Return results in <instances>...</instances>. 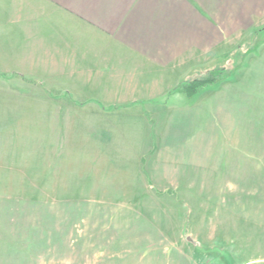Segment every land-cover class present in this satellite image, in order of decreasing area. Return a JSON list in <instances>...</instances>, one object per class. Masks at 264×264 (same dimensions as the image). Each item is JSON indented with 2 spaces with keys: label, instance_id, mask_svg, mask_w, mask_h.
<instances>
[{
  "label": "rangeland",
  "instance_id": "374dc122",
  "mask_svg": "<svg viewBox=\"0 0 264 264\" xmlns=\"http://www.w3.org/2000/svg\"><path fill=\"white\" fill-rule=\"evenodd\" d=\"M258 5H236L235 43L161 101H120L91 65L59 94L24 78L23 101L5 102L0 84V240H25L0 241V264H264ZM210 75L223 79L181 92Z\"/></svg>",
  "mask_w": 264,
  "mask_h": 264
},
{
  "label": "crops",
  "instance_id": "0c3cea01",
  "mask_svg": "<svg viewBox=\"0 0 264 264\" xmlns=\"http://www.w3.org/2000/svg\"><path fill=\"white\" fill-rule=\"evenodd\" d=\"M262 2L255 0L257 7ZM246 4L247 0H0V84H9L3 100L23 101L22 92L11 88L22 86L24 78L51 86L47 91L52 94H59L63 86L73 91L76 65H91L85 76L102 83L108 73L124 85L117 96L120 101H161L173 94L189 70L208 65L223 44L235 43L229 39L247 22L237 6ZM77 28L81 30L76 33Z\"/></svg>",
  "mask_w": 264,
  "mask_h": 264
},
{
  "label": "trees",
  "instance_id": "16d2710c",
  "mask_svg": "<svg viewBox=\"0 0 264 264\" xmlns=\"http://www.w3.org/2000/svg\"><path fill=\"white\" fill-rule=\"evenodd\" d=\"M223 79L220 75L218 76H205L201 79H194L189 81L188 83H182L180 85V90L182 93L186 95V97H192L196 93H198L203 87L214 84Z\"/></svg>",
  "mask_w": 264,
  "mask_h": 264
}]
</instances>
